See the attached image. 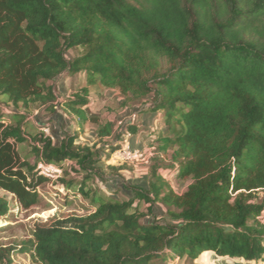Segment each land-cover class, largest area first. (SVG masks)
Segmentation results:
<instances>
[{
    "label": "trees",
    "instance_id": "trees-1",
    "mask_svg": "<svg viewBox=\"0 0 264 264\" xmlns=\"http://www.w3.org/2000/svg\"><path fill=\"white\" fill-rule=\"evenodd\" d=\"M79 72L86 86L58 101L55 80ZM98 84L118 89L121 107L137 115L131 133L146 112H160L166 126L151 132L149 187L130 186L126 199L87 186L106 169L136 168L111 162L124 144L116 121L91 117L93 144L77 143L79 132L56 143L28 131L35 110L58 105L85 123ZM3 96L0 188L29 208L44 183L70 190L78 182L93 210L37 225L16 247L0 248V263L20 252L35 264H200L213 251L264 264V0H0ZM41 162L62 174H41ZM170 168L188 181L181 193L165 177ZM141 201L151 212L161 203L170 221L143 220ZM10 205L0 196V218Z\"/></svg>",
    "mask_w": 264,
    "mask_h": 264
},
{
    "label": "rangeland",
    "instance_id": "rangeland-1",
    "mask_svg": "<svg viewBox=\"0 0 264 264\" xmlns=\"http://www.w3.org/2000/svg\"><path fill=\"white\" fill-rule=\"evenodd\" d=\"M78 49H73L69 51L68 57H71V54H77ZM117 97L119 99L120 95L117 93H113V97ZM9 103L6 97H0V113L3 110L9 107ZM94 111L101 112L102 118H116V114L120 111L118 104L113 103V101H108L107 99L103 98L98 104H94ZM119 110V111H118ZM64 110H62L63 113ZM118 111V112H117ZM127 113L126 116L123 118L132 117L134 114L132 110L126 109ZM50 116L53 112H48ZM65 113V112H64ZM63 113V114H64ZM4 114V113H3ZM34 114V113H32ZM44 114V113H43ZM42 112L38 113V117L43 115ZM47 114V113H45ZM45 114L42 116V120L45 123H36L33 119L31 122L30 127L28 128L29 133L35 134L37 132H41L43 128L49 126V134H52V127L48 125L49 119L45 120L47 115ZM118 119V118H117ZM138 119V118H137ZM119 121V119H118ZM42 128V130H41ZM90 131V130H89ZM71 134V133H68ZM86 141L91 144L93 139L91 137V132L88 137L85 138ZM21 150L24 153L30 152L31 147L28 144H24L20 146ZM145 151H153L151 145H148L143 148ZM154 155V154H153ZM113 161V160H112ZM111 161V162H112ZM102 162L101 164H103ZM172 164L171 161L166 160L165 165ZM171 167V166H170ZM173 169L165 170L164 174L168 176V179L171 180L173 188L178 192L181 193L187 186L188 181L185 180H178L175 178V174L171 173ZM136 172L138 174H145L147 173V165L146 164H139L136 165ZM131 176V174L126 173V176ZM121 177L125 178V175L120 173ZM69 179H76L77 175H69ZM173 178V179H172ZM76 180L80 181L79 178ZM122 182V179L114 175L106 169L105 175L102 178L92 179L88 182L87 186H90L93 189L101 188L104 193L110 194H118L121 198H128L127 196H122L117 189V184ZM143 187L148 188L146 181L142 182ZM78 182L70 189L66 190L65 187L62 185L56 184L53 181H48L39 187V202L32 207L25 208L23 207L18 201H16L13 194L7 192L0 188V196L5 197L10 202V213L8 217L0 218V248L7 246H14L16 247L22 241L28 239L35 229V227L39 224H45L51 221H54L59 218L67 217L69 215L74 214H86L93 210V206L89 199L83 197V195L77 190ZM112 189V191L110 190ZM264 200V190H260L257 194V201L262 202ZM139 209L145 214L144 219L147 222L149 221H159V222H166L170 221V218L165 215V210L161 203H157L154 207L153 212L148 211V205L141 201ZM260 220L264 223V211L263 214L260 216ZM12 263L11 264H35V259L31 255V253H20V252H12ZM195 262L200 264H253L249 263L244 259L241 258H232L228 256H220L217 255L213 251H208L203 253ZM2 264V263H0ZM169 264H190L189 260L186 258L179 259L177 258L174 262H170Z\"/></svg>",
    "mask_w": 264,
    "mask_h": 264
},
{
    "label": "crops",
    "instance_id": "crops-1",
    "mask_svg": "<svg viewBox=\"0 0 264 264\" xmlns=\"http://www.w3.org/2000/svg\"><path fill=\"white\" fill-rule=\"evenodd\" d=\"M55 84L57 87V100L62 101L66 98L72 97V95L81 89L82 87L86 86V77L84 72H79L76 74H63L61 77H58L55 80ZM113 93H117L120 95V92L118 89L114 88H105L101 84H98L97 86L91 87V94L89 96L90 102L85 107L89 118L85 121V123L79 122V117L75 115L74 113H70L64 109L62 105H58L56 107V110L50 114L45 110L37 109L31 114L30 117L32 118V121L36 123H45L44 120H42V116L45 114L47 119H49L48 125L53 126L52 127V138L56 143H60L61 140L68 134V133H75L79 132V137L77 139V143L79 144H89L86 141V137L90 135L93 139V144L96 140L97 136V125L95 122L92 121L91 117L97 116L102 118L101 112H96L93 110L94 104H98L103 98L107 99L108 101H113V103L118 104L119 112L116 114V118H109L110 120L116 121V129H123L127 126L128 121L123 118L126 116V109L128 108H122L121 103L123 101V97L120 95L119 99L115 96L113 97ZM62 110L63 113H62ZM42 112L43 115L38 117V113ZM119 121H118V119ZM130 117H128V120H130ZM141 124L137 129L136 133H131L127 137V142L133 149H142L148 145H152L153 141V135L151 132L155 129L157 130H166V126L163 120V116L160 112H146L141 115L140 117ZM123 122V125L121 124ZM47 124V123H45ZM42 129V128H41ZM90 130V131H89ZM104 164V163H103ZM169 170V169H168ZM106 171V170H105ZM109 171V170H108ZM110 172V171H109ZM120 173L125 175L124 177H121L120 175H116L120 179H122V182L117 184V189H119V192L123 194L122 196L131 197L133 195L132 189L129 188L130 186L133 187H143V181H146V184L149 187V179H150V173L149 169L147 167V173L145 174H138L135 169H121ZM126 173L131 174V176H126ZM171 173L175 174L176 178V171H171ZM115 175V174H114ZM165 177L168 179V176L165 175ZM173 179V178H172ZM171 181V180H170ZM112 191V189H110ZM109 196L122 199L118 196V194L110 193L107 194Z\"/></svg>",
    "mask_w": 264,
    "mask_h": 264
},
{
    "label": "built area",
    "instance_id": "built-area-1",
    "mask_svg": "<svg viewBox=\"0 0 264 264\" xmlns=\"http://www.w3.org/2000/svg\"><path fill=\"white\" fill-rule=\"evenodd\" d=\"M136 120H137V115L134 113L130 118V120H128V123L135 122ZM121 124L123 125V122ZM49 130H50L49 126L43 128V131H45L48 134L50 133ZM122 130L124 132L122 137L124 144L121 148L113 152L111 161L113 160L112 161L113 163H121L128 161L134 163L135 165L150 164L154 153L152 151H145L143 150V148L142 149L131 148L127 142V137L130 134V131L127 130L126 127H124ZM39 170L41 174L48 176L50 178H56L62 174V169L58 165L53 163L41 162L39 164Z\"/></svg>",
    "mask_w": 264,
    "mask_h": 264
}]
</instances>
